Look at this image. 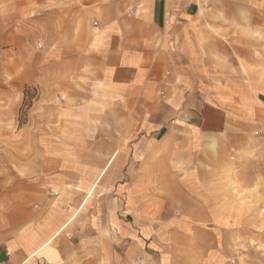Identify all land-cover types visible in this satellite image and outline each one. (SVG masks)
<instances>
[{
  "label": "rangeland",
  "instance_id": "obj_1",
  "mask_svg": "<svg viewBox=\"0 0 264 264\" xmlns=\"http://www.w3.org/2000/svg\"><path fill=\"white\" fill-rule=\"evenodd\" d=\"M137 2L0 0V256L15 240L39 231L32 217L49 194L56 195L47 186L49 174L93 166L101 151L106 154V143L117 142L119 184L135 179L137 185L132 195L120 192V221L135 236L107 226L98 237L102 264H111V253L119 264H264V150L258 133L230 144L210 139L202 154L196 145L187 148L185 133L175 132L183 148L170 151L168 142L158 148L161 128H172L177 118L166 116L172 104L159 94L160 71L142 70L141 53H127L159 45L158 36L151 44L139 37L142 29H154L136 20ZM106 27L114 33L119 84L112 88L117 96L105 100L111 88L96 81L110 71H100L88 53L108 41L100 37ZM132 29L134 39L127 43L124 35ZM185 29L204 31L200 45L209 42L215 49L209 71L219 87L222 75L234 72L229 64L245 67L240 49L264 61V0H205L200 17ZM64 47L71 49L70 64L63 62ZM132 56L134 64L126 63ZM183 116V125L191 123ZM96 136L103 150L95 149ZM47 137H54L49 149Z\"/></svg>",
  "mask_w": 264,
  "mask_h": 264
},
{
  "label": "crops",
  "instance_id": "obj_2",
  "mask_svg": "<svg viewBox=\"0 0 264 264\" xmlns=\"http://www.w3.org/2000/svg\"><path fill=\"white\" fill-rule=\"evenodd\" d=\"M212 1L215 0H209ZM204 2L205 0H138L135 3L136 11L133 15L137 17L136 20L141 21L144 27L150 24L157 31L156 35L154 30L144 28L139 37L148 38L150 42V39L158 36L159 45L158 48H153V51L146 47H143L142 51L127 48V53H141L138 61L142 62V70L147 69L149 73L154 69L160 71L161 79L157 84L160 88L159 94L166 102L172 104V109L166 116L177 118L172 128H161L164 132L158 140V148H162L167 142L170 151L176 152L183 148L182 143L174 141L175 132L185 133L187 148L192 149L196 145L198 153L202 154L207 145H210V139H224L230 144L243 141L245 134L249 137L258 133L255 139L263 151L264 61L247 57L250 51L240 49L239 54L244 55L245 67L240 66L242 63L239 67L229 64L226 68H233L234 72L224 73L219 82L221 86H217L218 83L216 84L213 74L209 71L212 67L210 63L215 58V49L209 42L206 47L200 45L199 39L203 37L204 31L185 29L200 17ZM100 11L106 12L107 8H101ZM130 19L135 21V18ZM100 32V37L108 38V41L91 47L92 53L88 54L95 56V63L100 65V71H110L104 79L96 81L101 86H106V89L111 88L110 96L105 97L106 100L108 97L113 99L118 94V91H112V88L119 84L118 78L115 77L119 57L111 40L114 33L107 27ZM134 36L133 29L126 31L124 35L127 43L129 39H134ZM70 50L67 47L63 49L65 64L70 62ZM150 57H153L152 61ZM86 59L89 60L90 57ZM129 62L134 64L133 56L126 60V63ZM129 82L132 81L128 80L127 85ZM146 82L153 84L151 80ZM202 86H206L205 91ZM102 113L99 114L100 118L108 115L107 111ZM115 114L118 117V112ZM181 114L189 118L191 123L183 125V122L179 121ZM127 117L132 116L128 114ZM94 132L96 134L97 131ZM98 133L102 131L99 130ZM127 133L133 134L130 127ZM49 138L54 139L43 138L47 149L52 146ZM95 141V145L103 146L97 136ZM179 144H182V147ZM105 148L108 150L104 156L101 151L105 160L101 157L93 166L82 163L74 168L64 169L63 174L49 176L48 173L47 186L49 190L55 191L56 195L52 197L49 194V198L41 205L40 212L32 217V223L40 227L39 231L15 240L11 249L0 256V264H102L98 237L107 226L109 229H123L129 236H135L133 231L128 230L127 222L120 221L119 214L120 192L134 194L137 186L135 179L130 180L125 187L120 186L119 170L116 167L119 158L118 144L107 142ZM95 149L103 150L97 145ZM134 156L133 154L131 157L136 160L137 157ZM126 158L128 165L130 155ZM145 159L146 157H142L139 160ZM127 173L130 174L129 169ZM142 181H145L144 176ZM87 252L91 253L92 257L89 261L86 259ZM111 264H119L116 254L111 253Z\"/></svg>",
  "mask_w": 264,
  "mask_h": 264
},
{
  "label": "built area",
  "instance_id": "obj_3",
  "mask_svg": "<svg viewBox=\"0 0 264 264\" xmlns=\"http://www.w3.org/2000/svg\"><path fill=\"white\" fill-rule=\"evenodd\" d=\"M138 264H141V260L140 259H138Z\"/></svg>",
  "mask_w": 264,
  "mask_h": 264
}]
</instances>
